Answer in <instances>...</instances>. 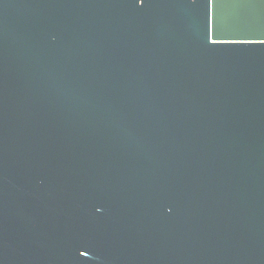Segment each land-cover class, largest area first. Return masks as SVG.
<instances>
[{"label":"water","instance_id":"95a60500","mask_svg":"<svg viewBox=\"0 0 264 264\" xmlns=\"http://www.w3.org/2000/svg\"><path fill=\"white\" fill-rule=\"evenodd\" d=\"M0 264H264V0H0Z\"/></svg>","mask_w":264,"mask_h":264}]
</instances>
